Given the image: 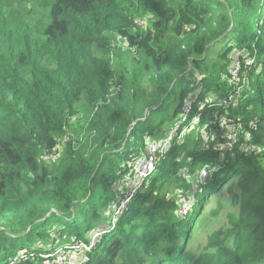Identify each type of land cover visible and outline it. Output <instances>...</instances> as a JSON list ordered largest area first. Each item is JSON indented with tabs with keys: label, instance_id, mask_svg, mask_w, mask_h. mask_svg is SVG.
I'll return each mask as SVG.
<instances>
[{
	"label": "trees",
	"instance_id": "16d2710c",
	"mask_svg": "<svg viewBox=\"0 0 264 264\" xmlns=\"http://www.w3.org/2000/svg\"><path fill=\"white\" fill-rule=\"evenodd\" d=\"M224 1L0 0V221L8 223L0 230V264H51L58 249L90 245L101 232L96 246L84 252V264H264V140L255 135L264 128V0ZM24 4L27 10L16 15ZM149 17L155 30L175 34L170 54L139 31L138 23ZM117 35L143 51L133 72L125 62L113 65ZM219 44L229 79L217 87L201 65ZM182 61L186 69H178ZM198 74L203 90L194 101L186 80ZM240 87L236 108L225 106ZM176 100L175 117L190 107L178 130H185L184 138L176 134L112 226V187L127 173L117 168L135 159L139 143L146 148V138L171 119L172 113L164 114ZM253 105L261 109L259 117ZM81 108L82 137L91 141V152L71 138L62 161L50 160ZM222 122L230 130L243 126L250 138L241 133L233 140ZM202 133L208 144L200 147L193 135ZM226 143L232 148L220 157L218 145ZM187 158L208 170L198 191L184 176ZM243 171L253 177H243L241 184L252 182L229 228L211 233L203 253L188 254L190 230L209 199ZM187 196L183 215L186 203L181 208L179 199ZM56 222L62 229L49 244L45 227ZM67 236L73 243L56 246Z\"/></svg>",
	"mask_w": 264,
	"mask_h": 264
},
{
	"label": "rangeland",
	"instance_id": "374dc122",
	"mask_svg": "<svg viewBox=\"0 0 264 264\" xmlns=\"http://www.w3.org/2000/svg\"><path fill=\"white\" fill-rule=\"evenodd\" d=\"M221 1L225 2L224 0H221ZM225 5L228 6L227 3ZM244 6L245 5H243V7ZM247 8H245V10ZM26 10H27V5L24 4L16 10L15 14L21 15ZM138 24H139L138 28H139L140 32H142V33L144 32L146 34L150 33L154 37L155 48H159V49H161V52H165V53L169 52L168 54H170V50L172 49L173 45H175V43H176L175 34H173L171 31L166 30V29L155 30L152 27L153 21H152L151 17H149V19L146 21L139 22ZM113 42L116 45V49L114 51L115 52L114 56L116 58H115V61H113V65L115 64V66H118V65H121L122 63L125 62L127 69L130 72H133V70L137 66L139 60L143 57L142 56L143 51L141 49L136 50V48H134L132 45H128L126 38L121 37L119 35L113 37ZM212 47L204 55V57H206V59H205L206 62H203L201 66H207L206 71H207L208 75L209 74L212 75V79L217 81V87H219L222 83H224L226 80L228 81V79H229L228 76L225 74V70H223L224 67L228 66L227 58H226L227 56L221 55V51L223 50V47H224L223 44L212 45ZM173 49H175V48H173ZM117 52H120V53L124 52V54L119 56V54ZM236 54H238V51L234 52L231 55V60H233L235 58ZM248 59L250 60V58H248ZM181 65H182L183 69L187 68V65L184 63V61H182V64H180L178 66V69L180 68ZM195 77H196V80H193L192 82L186 80L187 84H188L187 92L190 94L188 99L198 101L200 94L203 90L201 83H199V81L202 79V75L198 74ZM218 78L220 80H218ZM243 83H244L243 84V86H244L245 82L243 81ZM120 89H121L120 80L116 79L114 81V85H113V90H114L113 92H116V93H114L115 96H117ZM241 90H242L241 87L238 89L237 93L232 90L234 93L231 94V97L229 98V100H224V101H227V103H225V106H232L233 108H236L235 106L237 105V100H238V97L241 93ZM185 92H186V90H185ZM251 97H252V94H250L247 98H251ZM176 102H177V100L173 101L170 104L166 114H164V115H167L169 117L172 113L171 119L167 120L162 125L159 132L154 133L151 137L146 138V140H145L146 141L145 142L146 148H147V146H149L150 144H153V143H157L159 145V148H166L168 146V144L171 143V141L174 138H176V134H180L178 132V130H180L183 127L181 123L185 119V115L183 114L182 117L180 116L179 118L177 116L175 117L173 115V108H174ZM201 109H203V105H202ZM250 110H251V112H253V115L255 117H259V115L261 113L260 108L254 109V105H253V107L250 108ZM85 116H86V112L84 111L83 108H81L78 112V115L75 118H73V120L71 122V127L69 129V135H67V137L60 142L58 149L56 150L55 154H53V158H51L50 160H53V161L55 160L56 163H58V161H62L63 156H64L63 153L65 150V145L69 142V140H71V138H73L75 146L77 145L75 142L76 140L81 141L82 143H84V145H83L84 149L89 153L91 152V141L89 140L86 143V140L83 141L84 137H82L84 135L85 128H86V126L84 124ZM222 124L225 128H228V130H229L228 134L230 133V137H232L233 140L234 139L238 140L239 139L238 134H241V133H243V136H245L247 139L250 138V134H251L250 131L248 129L244 128L243 126H237V127L235 126V127L231 128V130H230V125L228 123L222 122ZM259 128H260V131L258 133L255 132V135L258 136L260 139L264 140V128L261 126H259ZM184 134H185V130L183 132H181L178 140L183 139ZM166 138H168V140L170 138V141H167ZM193 138H194V141H195L197 146L203 147V145L205 146L208 144V136L206 133H202L200 135V137L194 134ZM166 141H167V143H166ZM139 147L141 148L140 143L138 145V150L135 151L133 154L134 156H137V158L139 156H142L143 153H145V151H146V148L144 150H141V149H139ZM189 148L192 149V147H190V146H189ZM229 148H232V143H226V144L218 145L217 149L220 152V157H221V154H223ZM132 161H134V159H132L127 164H121L117 168V171H121V170L125 169V170H127V173H126V175L121 177V179L118 178L112 187V193H114L115 197H116V199L114 200L115 202H113L111 204V208H112L114 214L116 213V210L118 208V203L116 201L117 198L119 200L123 197V194L125 195L127 192L135 190V189H136V191H135V195H136V193L143 187L142 186L138 190V188H136V186H135V183H136L135 175L133 173H130V169H129V165L131 164ZM49 162H51V161H49ZM56 163H54L55 166H57ZM216 163H218V162L216 161L215 163L204 165V166L211 167ZM58 165H61V163H59ZM183 168H184L183 169L184 176L186 177V179L190 183H192V185H195L194 187L198 191V187H199L198 185L203 184L205 182L208 170L202 168V165H200L199 163H195L190 158H187ZM193 172H195V173H193ZM200 172H201V176H200ZM249 175L253 177L252 173H246L245 171H243L237 177L232 179L230 181V183H228V185H226L224 188H222V190L221 189L218 190V192H216V196L211 197L209 199L210 204L206 207V209H205L204 213H202L201 217L197 221L194 222V224L190 230L189 235L191 236V238H190L191 241H190V239L187 241V246L185 248V251L188 254H195V256H198L199 254L203 253L204 250L206 249V247L209 246V238L208 237L211 233L214 235H218L219 233L222 234L225 232V230H227L229 228L230 216L236 215L239 212L241 197H242V194L244 192V188L249 187L251 184L250 182H252V179H251L250 181L245 182L244 184H241V182L243 181L242 180L243 177H245V176L249 177ZM144 184L146 185L145 182H144ZM175 191L179 193L181 191V189L175 188ZM135 195H134V197H135ZM189 196L185 197L186 199H184L183 201H181V200L184 197L179 199V204H180L181 208L186 203V205L182 208V214L183 215H185V212H186V210H184V209L187 206H189V203H188ZM219 199H221V200H219ZM219 204L221 206L220 210H219V208H217L219 206ZM178 213H180V212L178 211ZM85 223H89V220L85 221ZM3 224H5L7 226L8 223L0 221V230L1 231L6 230V227L3 226ZM98 226L100 227V225H98ZM45 228H47L46 233L49 236L47 241L50 244L51 240L56 237V230L59 231L60 229H62V225L60 223L56 222V223L47 225ZM63 231H65V229ZM100 234L103 235V232ZM90 236L91 235H89L88 238ZM100 236H99V238H100ZM92 237H93V239H92V243H91V248H92V246L93 247L96 246V241H93L95 235H93ZM68 240L70 242L72 241V243H73L74 238L73 237L69 238V236H67L66 238L63 239L62 242H59L58 244H56V246L64 245V242L68 241ZM75 243L76 242H74V244ZM206 244H208V245H206ZM85 247H86V245L81 243L74 248L75 250L72 249L71 251H68V252L63 251L62 248H60L56 251L53 259L50 258L49 262L53 263V261H55L56 264H60L59 262H62L63 260H65L66 264H84L87 262V255H85L84 252L91 250V248H88V250H86ZM21 255H23V253H21ZM55 256H59V258L56 259ZM187 261H190V260H187ZM14 263H17V262L12 261L8 264H14Z\"/></svg>",
	"mask_w": 264,
	"mask_h": 264
},
{
	"label": "built area",
	"instance_id": "2783aa9c",
	"mask_svg": "<svg viewBox=\"0 0 264 264\" xmlns=\"http://www.w3.org/2000/svg\"><path fill=\"white\" fill-rule=\"evenodd\" d=\"M235 75H238V70L235 71ZM189 114H190V107L185 106L184 107V115H185L184 120H186L187 115H189ZM213 139H214V136H213ZM167 141H170V138ZM167 141H166V143H167ZM166 148H159V145L157 143L150 144L149 146H147L146 151H145V153H143L142 156H139L138 158L136 156L134 161L131 162V164L129 165V169H130V173H133L135 175V178H136L135 186H136V188H138V190L143 186L144 182H146L147 179L150 178V176L154 173V171L156 169V164L161 160L162 156L168 150ZM209 148H210V145L207 146V149H209ZM135 191H136V189L127 192L125 195H123V197L121 199H119L117 201L118 208L116 210V213L114 214V217H113V220L111 223L112 226H115L117 219L121 215H123L127 206L131 203V201L135 195ZM184 210H186V212H187L189 210V206H187ZM186 212H185V214H186ZM100 235H101L100 233L96 234L93 241H96V239L99 238ZM79 244H81V243H75V244L71 245L69 250H72V249L75 250L74 248ZM85 245H86V247H85L86 250H88V248H91V244L90 245L85 244ZM92 248H93V246H92ZM85 252H89V251H85ZM55 258L58 259L59 256H55ZM63 261L59 262V263L60 264H66V261L65 260H63ZM53 263H56V262L53 261ZM53 263L51 262V264H53ZM14 264H16V263H14Z\"/></svg>",
	"mask_w": 264,
	"mask_h": 264
}]
</instances>
